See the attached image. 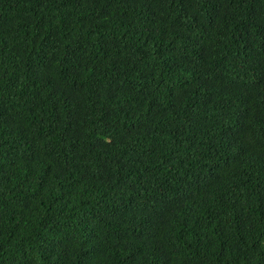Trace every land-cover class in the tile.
Instances as JSON below:
<instances>
[{
    "label": "trees",
    "instance_id": "trees-1",
    "mask_svg": "<svg viewBox=\"0 0 264 264\" xmlns=\"http://www.w3.org/2000/svg\"><path fill=\"white\" fill-rule=\"evenodd\" d=\"M0 264H264V0H0Z\"/></svg>",
    "mask_w": 264,
    "mask_h": 264
}]
</instances>
